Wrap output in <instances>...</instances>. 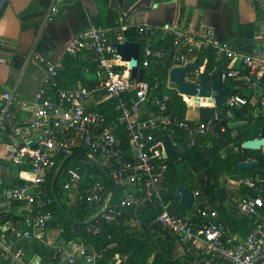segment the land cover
<instances>
[{
    "label": "built area",
    "instance_id": "2783aa9c",
    "mask_svg": "<svg viewBox=\"0 0 264 264\" xmlns=\"http://www.w3.org/2000/svg\"><path fill=\"white\" fill-rule=\"evenodd\" d=\"M64 1L51 0L48 20L58 15ZM251 1L264 11V0ZM127 31L126 25L113 32L92 25L74 36L59 58L49 59L32 51L31 55L44 69V76L30 106L33 120L27 125H19L15 119L12 110L14 91L5 90L0 94V133L7 135L14 148L16 163L26 166L30 174L23 183L0 191V200L19 203L26 210L22 226L12 230L15 239L41 238L52 229L55 218L51 208L56 202L54 186L58 183L62 192L69 197L73 195L77 205H86L91 210L103 207L95 218L100 216L107 223L119 221L124 216V210L129 208L135 209L136 217H139V209L153 203L159 209L156 222L162 231L179 239L183 257L197 253L193 245L196 239L201 238L209 256L206 264H258L260 261L259 264H264V197L256 181L232 179L226 185L221 183L230 192L224 204L227 213L237 221H249V229L245 233L235 231L224 223L218 210L202 198L200 191L192 192L194 202L188 213L177 215L170 210L171 203L166 200L163 184L169 170L165 150L161 143L150 146L159 138L155 133L171 137L183 132L187 147L191 149L218 125L220 133H225L227 125L240 124L235 120L234 111L251 105V100L238 93L229 95L224 105L218 107L212 98L213 104L194 108H212L210 118L202 121L201 118L188 116L182 119L170 112L171 97L158 94L153 98L156 114L143 118L139 105L148 103L158 86L131 79L130 62L121 58L116 47V44L128 41ZM137 32L144 38L139 56V67L144 71L165 57V49L154 43L155 37L162 35L171 39L175 67L207 61L209 54L227 61L228 66L221 70L222 82H242L256 104L261 106L256 108L264 109V47L242 55L229 42L214 38L208 31L181 30L174 25L159 27L146 23L138 25ZM85 54L89 55V60L83 71L96 75L95 84L78 88L71 87V83L63 86L60 76L66 69V59L78 60ZM118 66L124 70L117 71L115 68ZM132 93L136 94V99L130 97ZM178 94L184 98L186 111L190 105L185 97L208 99ZM105 102L112 107L113 117L99 109L100 104ZM222 121H226V125H222ZM119 131L127 135L130 159L127 158L128 152L120 148ZM80 148L88 153L87 163L100 160L109 166V179L124 190L120 202H111L113 194L104 179L92 181L84 187V182L93 175H88L79 164L64 166ZM51 175L53 180L48 188ZM244 185L254 193L242 192ZM85 231L99 234V222L90 223ZM76 232L79 233L80 228L76 227ZM24 253V246L9 241L6 233H0V255L7 264H27ZM101 257L95 251L87 254L86 245L82 243L74 247L68 260L72 264L80 258L86 264H128L130 258L128 254L116 255L110 261L99 263Z\"/></svg>",
    "mask_w": 264,
    "mask_h": 264
},
{
    "label": "crops",
    "instance_id": "0c3cea01",
    "mask_svg": "<svg viewBox=\"0 0 264 264\" xmlns=\"http://www.w3.org/2000/svg\"><path fill=\"white\" fill-rule=\"evenodd\" d=\"M50 3L51 0H0V94L5 90L14 91L15 99L12 110L16 121L22 126L33 120L29 110L44 76V69L31 55L32 51L35 50L49 59L59 58L64 54L70 40L92 25L102 26L112 32L126 25L128 41L139 43L141 48L144 38L138 34L137 27L146 23L159 27L174 25L181 30L208 31L214 38L229 42L234 50L242 55H249L264 47V11H260L251 0H65L58 15L48 20L47 13ZM115 18H118L120 23L117 27L113 26ZM165 40L167 38L158 35L155 37L154 43L157 47L168 50L170 44L164 42ZM168 51L172 59L174 52L172 43ZM88 58L89 55L85 54L78 61L88 62ZM71 59H66V64ZM216 60L228 63L217 58ZM197 63L198 61L195 62V65ZM206 65L207 61H201L199 67L203 72L206 70ZM69 84L74 88L85 85L79 80L69 81ZM175 90L178 92L177 86ZM238 91L251 100L255 115H264V109L256 108L261 106L256 104L248 89L243 87ZM192 98H186L188 105ZM99 107L105 109L109 107V104L105 102ZM141 109V116L146 118L157 112L155 105H150V103L142 104ZM190 109L186 111L185 116L201 118L200 109ZM231 125H228L229 128H232ZM215 129H212L205 138L219 137ZM172 137L181 138L184 137V133L177 132ZM210 141L211 139H206L204 143L209 146ZM231 149L239 152L237 145H231ZM260 152L264 154V151ZM177 158L180 159V156ZM224 175L229 179V183L238 180L239 176ZM29 176V169L27 170L26 166H19L16 163V152L10 145L7 135L0 133V191L20 184ZM241 179L247 182L254 178L247 176L245 179ZM263 191L264 189H262V193ZM61 193L66 196V200L70 198L69 194L62 191ZM66 200H56L55 202L58 211L56 213L59 216H54L55 224L53 223L52 229L41 238H32L26 241L16 240L12 231L15 227L22 226V220L26 213L25 208L15 202L9 203L4 199L0 200V233H6L9 241L24 246L25 263L72 264L68 260L69 255L75 246H80L82 243L86 245L87 254L94 252L81 237L67 240L61 226L62 216L65 218L77 215L88 216L89 218L86 220L90 221L96 216L92 213L94 210L89 209L87 212H81L73 200L72 206L73 209L75 208L73 210L75 214L71 215L63 208V205L69 203ZM187 213L188 210L184 215ZM235 231L246 232L242 226H238ZM154 234L156 237H162L160 231L154 232ZM179 244L178 239L175 249V261L178 264H206L209 260L205 243L201 238L194 242L193 246L197 251L195 255L189 254L187 257H183L179 250ZM155 255L156 253L149 260L150 264L155 261ZM0 264H7L1 255ZM73 264L86 263L80 258Z\"/></svg>",
    "mask_w": 264,
    "mask_h": 264
},
{
    "label": "trees",
    "instance_id": "16d2710c",
    "mask_svg": "<svg viewBox=\"0 0 264 264\" xmlns=\"http://www.w3.org/2000/svg\"><path fill=\"white\" fill-rule=\"evenodd\" d=\"M120 23L118 18L114 19L113 26L117 27ZM164 42H169V48L171 47V39L167 38ZM166 51V55L160 61L153 63L151 69L145 71L144 81L150 86L157 85L158 89L151 97L150 105L153 104V98L155 95L167 94L171 97L169 103L170 112L178 115L180 118H185L187 105L182 101V97L178 95L175 90V95L172 94V90L168 88L169 72L173 68L174 64L170 57V52ZM87 62H79L77 59L68 60L66 69L61 73L60 81L63 86H67L69 81L79 80L87 86H92L95 81H87L84 78L83 66ZM201 65V60L197 63ZM228 66V63H222L217 61L212 55H208L207 65L205 73L215 76L219 70H223ZM117 71H123L124 68L118 66L115 68ZM225 87L233 89H242L244 87L242 82L228 81L224 84ZM131 98L136 99V94L132 93ZM187 101V99L185 98ZM140 112L142 111V104L139 105ZM156 107V106H155ZM104 112H108L111 117L114 116L112 107H100ZM201 120L206 121L212 114V108L203 107L200 109ZM235 120L240 122L236 125L234 130L239 131L236 136H232V128L227 125V131L220 133V125L216 127L219 137L205 138L202 141L190 149V152L184 157L175 158L173 160H167L169 165L168 173L163 181L166 200L171 203V212L177 215L183 216L187 209L176 201H170L167 198L169 193H175L181 186L187 187L191 192L200 191L202 198L211 202L214 207L218 210L220 219L232 227L234 230L238 226L244 227L246 232L249 229L248 220L237 221L230 216L224 206L225 201L229 197L230 192L222 186L221 177L224 174L228 175H239L237 179H245L247 176H252L256 181V186L259 190L264 189V154L260 151H248L243 153L241 151L235 152L231 149V145H236L238 142L247 135L246 129H252L251 134L245 139V141L258 137L261 126L264 124V115H255L254 108L251 105L245 106L241 109L234 111ZM146 118V117H143ZM246 122V123H245ZM245 123V125H243ZM226 125V124H225ZM157 137L166 135L165 133H155ZM120 148L128 152L127 158L130 159L129 144L127 135L124 132L119 131ZM213 138V139H212ZM206 139H211V144L207 146L205 144ZM88 153L84 149H76L75 152L67 161L64 166L69 164H79L88 175L92 174L93 178H87L82 186L87 187L92 181H98L104 179L107 182L108 190L112 192V203H118L124 196V190L114 180H110L108 177L109 166L101 167L96 163H87ZM246 160H259L261 166L255 168L252 171H239L237 164L241 161ZM182 161H186L191 168V175L188 177L183 176L179 170V164ZM61 173V172H60ZM233 177V176H231ZM193 179V184H189L188 180ZM53 176L51 175L48 179V188L51 186ZM22 181L21 183H23ZM55 194L60 191L58 183L54 186ZM249 191L253 194V190L248 187H244L242 192ZM55 195V196H56ZM264 197V191L262 193ZM19 205V203H17ZM78 209L81 212L87 210L89 207L86 205H78ZM94 209V208H93ZM141 210V211H140ZM51 211L53 216H59L56 213L57 207L53 204ZM58 212V211H57ZM60 212V211H59ZM85 212V213H86ZM94 214L95 212L92 211ZM140 216L136 217L135 209H125L124 216L113 223H107L103 221L100 216L87 221L88 216L84 217L81 215L73 216L68 218L65 216L61 217L62 230L65 233L67 240L81 237L86 244L91 247L95 252L102 255L99 263H105L112 260L116 255L128 254L130 256L128 264H150L149 260L152 258L154 253L155 261L152 264H178L175 261V249L176 241L178 238H174L171 234L166 231H162L160 225L156 222L159 215V209L155 207L153 203L147 204L144 208L139 209ZM82 214V213H81ZM90 213L88 212V215ZM134 217L138 224L126 225L125 222L130 218ZM16 220H18L16 218ZM98 221L101 227L99 234L93 235L87 233L85 228L92 222ZM55 224V222H54ZM53 224V225H54ZM76 227L80 228V232H76ZM161 232V236L156 237L154 232Z\"/></svg>",
    "mask_w": 264,
    "mask_h": 264
},
{
    "label": "water",
    "instance_id": "95a60500",
    "mask_svg": "<svg viewBox=\"0 0 264 264\" xmlns=\"http://www.w3.org/2000/svg\"><path fill=\"white\" fill-rule=\"evenodd\" d=\"M116 47L121 58L124 61L130 62V67L132 68L131 79H138L140 82H143L145 71L139 67L141 45L127 41L121 45L116 44ZM221 73V70H219L215 76H212L203 72L195 64H186L184 66L173 67L170 70L169 83L177 86L178 92L182 95L213 98L216 106L222 107L229 95H237L239 91L225 87L221 79ZM84 77L88 81L96 79V75L92 73H85ZM221 124L225 125L226 121H222ZM231 126L232 128L236 127L235 125ZM159 143L162 144L168 160H173L179 156L184 157L190 152L185 137L171 138L165 135L150 143V146H155ZM236 145L238 151L243 153L247 151H264V124L260 128L257 138L244 141L243 143L238 142ZM260 166L261 162L259 160H246L239 162L237 169L239 171H252ZM167 198L170 201L180 203L187 209H191L194 202L192 192L185 186L179 187L175 193H169Z\"/></svg>",
    "mask_w": 264,
    "mask_h": 264
},
{
    "label": "rangeland",
    "instance_id": "374dc122",
    "mask_svg": "<svg viewBox=\"0 0 264 264\" xmlns=\"http://www.w3.org/2000/svg\"><path fill=\"white\" fill-rule=\"evenodd\" d=\"M168 87L172 90V94L173 95H175V87L176 86H174V85H172V84H170V83H168ZM182 101H184V98H182L181 99ZM190 110H192V109H190ZM192 115H193V112L191 113ZM234 130V128H232V131ZM245 131H248V134L246 135V136H244V138L241 140V143H243L244 141H245V139L249 136V134H251V131H252V129L250 128L249 130L248 129H246ZM239 133V131H237V130H234L233 132H231V135L232 136H236L237 134ZM93 163L95 164L96 163V165H99V166H101V167H105L106 165H105V163H103L102 161H100V160H93ZM179 170L182 172V175L183 176H187L188 177V175H191V168H190V166L187 164V162L186 161H182L180 164H179ZM221 181H222V183L224 184V185H226V184H228L229 183V179L225 176V175H223L222 177H221ZM188 183L189 184H193V179L192 180H188ZM56 200H59V201H61V200H66V196L65 195H63V193H61V190L57 193V195L54 197ZM66 201H68L69 203H67V204H65V205H63V208H64V210L66 211V212H69V214H71V215H73V210L75 209H73V206H72V201H73V195L70 197V198H67V200ZM102 208L103 207H95L93 210H94V214H97V213H99L101 210H102ZM187 209V208H186ZM187 210H190V209H187ZM75 214V213H74ZM125 224L126 225H131V226H133L134 224H138L137 223V220L135 219V218H133V217H130L126 222H125Z\"/></svg>",
    "mask_w": 264,
    "mask_h": 264
},
{
    "label": "bare ground",
    "instance_id": "6f19581e",
    "mask_svg": "<svg viewBox=\"0 0 264 264\" xmlns=\"http://www.w3.org/2000/svg\"><path fill=\"white\" fill-rule=\"evenodd\" d=\"M188 99H190L191 97H186ZM214 103V100L211 98V99H207V100H201V99H197V98H192L191 101L189 102V105H190V108L191 109H194L196 108L197 106H200V105H211Z\"/></svg>",
    "mask_w": 264,
    "mask_h": 264
}]
</instances>
